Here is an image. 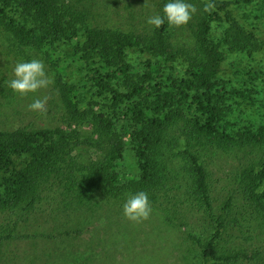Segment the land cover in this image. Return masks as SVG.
I'll use <instances>...</instances> for the list:
<instances>
[{"label": "trees", "instance_id": "trees-1", "mask_svg": "<svg viewBox=\"0 0 264 264\" xmlns=\"http://www.w3.org/2000/svg\"><path fill=\"white\" fill-rule=\"evenodd\" d=\"M211 2L182 28L125 32L94 26L82 0H0V54L42 59L61 112L56 126L0 121V264H118L168 247L166 230L184 232L175 246L196 264H264V114L255 124L226 103L264 77L228 90L224 67L264 54V0ZM76 64L89 80L70 84ZM12 78L0 75L10 104ZM128 152L136 176L121 173ZM225 156L238 165L215 178ZM140 191L152 213L132 223L123 204Z\"/></svg>", "mask_w": 264, "mask_h": 264}, {"label": "rangeland", "instance_id": "rangeland-1", "mask_svg": "<svg viewBox=\"0 0 264 264\" xmlns=\"http://www.w3.org/2000/svg\"><path fill=\"white\" fill-rule=\"evenodd\" d=\"M147 3V6H145ZM158 0H82V5L85 7V10L90 13V21L94 26L104 27V28H112V29H120L125 32L135 31V32H145L146 30H150L152 26L147 24V19L150 16L160 14V10L157 7ZM222 35V29H218L216 33V37H220ZM7 50L0 43V53H4ZM0 54V75L3 73H8L10 77H13V69L16 64H14V59L10 60V57L7 55ZM36 58L32 55V59ZM31 59V60H32ZM37 59V58H36ZM31 60H27L31 61ZM12 61V62H11ZM22 62V61H20ZM44 62V61H43ZM45 70L47 75L54 82V73H49L50 67L44 62ZM226 69V78H230L233 84L229 89H237V90H246L252 87V83L250 84V76H254V73L258 72V74L264 77V54L258 55L256 59H235L233 55L229 56V59L224 65ZM81 66L79 64L74 65L71 69L69 75L72 77L68 78L69 83H84L85 80L89 79L86 77L87 72L80 70ZM71 73V74H70ZM258 90L255 93H248V95H239V97L231 98V93L234 94L235 91H228L226 103L231 108L233 107V114L238 119H245L248 114L252 121L257 123V116L262 113L264 114V83H258ZM86 86V85H85ZM89 89V87H88ZM54 88V83H52L47 89H42L36 94H29L27 97L21 98L16 94L11 93V102L7 103L8 100L4 98L2 94H0V121L4 122L8 127H40L45 125H60L61 112L58 109L59 102L58 97L56 95ZM43 95L50 96V99L47 104V114L42 115L28 110V105L33 102V100L37 98H42ZM249 96V97H248ZM247 97V98H245ZM252 100H249L250 98ZM250 106H253V109H248ZM52 113V114H50ZM226 163L225 169L219 171L220 174H217L215 178L225 177L226 174L231 173V170H235V167L238 165L237 160L227 159L224 157ZM216 167V168H215ZM219 168L217 167V163L214 165V170L217 171ZM121 173L124 176H136L138 175V167L135 162V159L131 152H128L126 159L123 161L121 166ZM217 184L219 181H216ZM225 181L221 179L219 183L220 186L224 185ZM117 221H121V218H118ZM97 225V224H96ZM99 226V225H98ZM171 233V232H170ZM168 234L167 230L165 231V235L167 237L170 236L171 243H169L168 247H152L148 253L142 254L141 256H131L132 263L129 261L127 257L122 259L118 264H178L179 259L181 258L186 264V260L183 255H186L189 259L188 264H196L200 261L199 254H190L184 249H188L189 247H183L184 249L179 252L180 248L176 247L178 243H182V238H184V232L180 230L172 231L171 235ZM11 247H28L27 244H17ZM158 255L161 257L159 262L157 261ZM168 255L166 259L164 256ZM180 257V258H179ZM136 258V261H133ZM179 258V259H178ZM166 260V261H165ZM107 262V261H106ZM90 264H95L90 263ZM97 264H99L97 262ZM110 264V263H106Z\"/></svg>", "mask_w": 264, "mask_h": 264}, {"label": "clouds", "instance_id": "clouds-1", "mask_svg": "<svg viewBox=\"0 0 264 264\" xmlns=\"http://www.w3.org/2000/svg\"><path fill=\"white\" fill-rule=\"evenodd\" d=\"M145 6H147V3ZM214 9L215 4L211 0H206L202 9H198L196 5L187 3L185 0H169L162 8L163 14L158 13L150 16L147 19V24L159 29L167 22L169 27L179 29L186 26L198 11L210 14ZM12 75L13 78L5 81V84L21 98L27 97L29 94H36L42 89H47L53 83L46 73L42 59L33 58L28 62L17 63ZM49 99L50 96L43 95L42 98L33 100L28 105V110L46 115ZM151 213L152 208L146 192L140 191L135 195L128 194V198L123 204V216L126 220L132 223H142L150 218Z\"/></svg>", "mask_w": 264, "mask_h": 264}]
</instances>
